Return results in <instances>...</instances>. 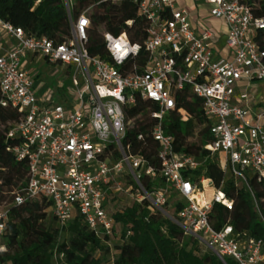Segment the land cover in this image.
<instances>
[{
    "label": "built area",
    "instance_id": "1",
    "mask_svg": "<svg viewBox=\"0 0 264 264\" xmlns=\"http://www.w3.org/2000/svg\"><path fill=\"white\" fill-rule=\"evenodd\" d=\"M129 1L146 19L145 42L140 46L125 33L102 31L104 57L88 50L90 8L70 18L69 38L60 44L26 35L0 20V105L19 114L8 130V137L19 143L8 150L28 169L23 195L16 194L14 203L43 196L51 201L58 224L79 215L95 236L112 239L118 224L107 204L114 194L125 193L175 223L184 238L223 264L225 258L236 264H264L262 240L236 233L229 224L213 228L212 205L231 209L232 201L202 171L205 158L217 156L220 162L223 156L224 174L235 187H245L257 207L250 181L264 185V94L248 89L264 82V51L254 40L264 30V20L240 0H204L210 16L227 25L230 57L216 59L212 32L197 33L188 11L174 0ZM64 2L69 11L72 0ZM3 40L13 41L10 49L3 50ZM25 56L63 70L71 87L62 93L63 105L37 98L34 80L22 66ZM184 90L200 100L209 122L211 141L202 148L203 161L176 151L174 137L163 127L171 112L182 122L189 119L177 107ZM146 101L156 107L149 110L156 121L150 130L157 144L153 161L142 154L145 145L133 153L124 143L132 124L128 111ZM168 189L183 203L173 214L164 211ZM8 213L6 205L0 206V264L7 251L3 234Z\"/></svg>",
    "mask_w": 264,
    "mask_h": 264
},
{
    "label": "trees",
    "instance_id": "2",
    "mask_svg": "<svg viewBox=\"0 0 264 264\" xmlns=\"http://www.w3.org/2000/svg\"><path fill=\"white\" fill-rule=\"evenodd\" d=\"M248 5L254 16L264 20V0H240ZM90 8L89 53L104 57L105 47L101 31L118 36L125 33L131 43L143 46L146 39V19L138 12L137 5L129 0H72L70 9L64 0H0V20L24 30L26 35L45 37L55 44L65 42L70 34V18H77ZM131 22V24H127ZM101 30V31H100ZM258 47L264 51V30L254 36ZM178 108L189 115L182 122L176 112L168 114L163 127L175 140L176 151L183 150L202 161L203 146L211 141L209 122L203 116L201 102L184 90L178 99ZM156 107L146 101L128 111L132 124L128 127L125 144L132 152L142 149L145 158L153 161L157 144L150 136L156 121L149 110ZM19 119V114L0 105V206L8 207V221L4 229L3 242L7 251L1 257L2 264H101L97 253L109 255L111 240L95 236L90 232L79 215L66 224L56 222L52 203L40 196L25 198L21 204L14 203L16 194L23 195L28 180V169L24 161L18 162L11 149L18 145L16 138L8 137V130ZM10 125V126H9ZM143 135V141L137 136ZM195 142L189 145V140ZM203 174L221 188L232 201L231 209L213 204L209 217L214 229L229 224L236 233H245L260 239L264 244V185L250 181L257 207L245 187H235L222 169L217 156L205 158ZM201 170L196 171L199 176ZM147 187L148 183L144 179ZM163 186V182L159 181ZM150 189V187H149ZM174 213L183 203L175 202ZM52 211V220L58 228L50 227L47 210ZM120 226V242L113 247L111 264H223L213 253L200 254L199 247L191 238H184L181 229L161 213H151L145 202L133 203L122 212L113 214ZM62 233L66 234L59 241ZM226 264H236L225 258Z\"/></svg>",
    "mask_w": 264,
    "mask_h": 264
},
{
    "label": "rangeland",
    "instance_id": "3",
    "mask_svg": "<svg viewBox=\"0 0 264 264\" xmlns=\"http://www.w3.org/2000/svg\"><path fill=\"white\" fill-rule=\"evenodd\" d=\"M101 31V30H100ZM102 32V31H101ZM22 66L28 71L30 77L34 80L35 87L40 89V92L45 94V97L49 98L50 101L54 103L63 105L64 100L62 98V93L71 91L70 81L67 78L66 74L59 67H53L45 63L39 57L34 59L31 56H27L22 59ZM258 89V95L264 94V82H257L251 84L248 90ZM10 126V125H9ZM195 142V139L189 140V145ZM221 165H225L223 156H221ZM169 194V203L165 205L164 211L169 214L174 213V203L177 201V196L172 190L168 189ZM206 198L210 199V193H206ZM134 203L132 197L125 193H116L110 198L107 207L110 213L115 214L117 212L124 211L127 207L131 206ZM47 224L52 228H58V225L54 220H52V211L51 209L47 210ZM120 226L116 227L114 237L108 242L107 246L110 247L109 255L103 253H97L96 257L101 260V264H111L113 247L120 242ZM66 238V234L62 233L59 237V241H63ZM200 254H203L207 251L199 248Z\"/></svg>",
    "mask_w": 264,
    "mask_h": 264
},
{
    "label": "crops",
    "instance_id": "4",
    "mask_svg": "<svg viewBox=\"0 0 264 264\" xmlns=\"http://www.w3.org/2000/svg\"><path fill=\"white\" fill-rule=\"evenodd\" d=\"M177 7L185 9L189 13L190 22L194 30L202 34L205 30L212 32L211 44L213 46L216 59H226L230 57V51L226 48L225 39L227 25L210 16V6L204 0H174ZM13 41L3 40L1 46L3 50L10 49ZM27 56H25L26 58ZM32 58V57H31ZM36 87V95L40 100L45 99V94Z\"/></svg>",
    "mask_w": 264,
    "mask_h": 264
}]
</instances>
